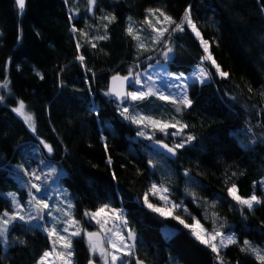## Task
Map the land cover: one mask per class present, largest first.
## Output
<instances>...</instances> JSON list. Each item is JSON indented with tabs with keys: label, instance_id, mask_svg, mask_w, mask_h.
Returning <instances> with one entry per match:
<instances>
[{
	"label": "trees",
	"instance_id": "trees-1",
	"mask_svg": "<svg viewBox=\"0 0 264 264\" xmlns=\"http://www.w3.org/2000/svg\"><path fill=\"white\" fill-rule=\"evenodd\" d=\"M189 6L227 78L208 66L211 79L195 89L191 108L177 112L176 105L149 96L143 101L128 100L129 114L188 125L175 138L174 128L167 129V135L159 130L151 133L153 141L171 147L188 135L195 137L176 150L174 159H166L174 174L176 198L182 197L183 173H187L195 180L194 196L217 200L216 212L239 241L220 251L223 261L258 264L241 251V245L248 240L264 246V204L249 211L235 204L227 189L235 184L242 197L255 193L264 198L260 184L264 181V0H96L92 14L88 0H26L23 12L15 0H0V83L9 82V94L0 95L4 97L0 102V215L12 212L6 193H16L25 206L28 193L21 186L26 180L19 166L41 171L30 153L22 154L41 147L43 141L53 147L52 153L42 149L44 157L65 170L59 182L71 192L74 217L81 228H92L84 220L85 212L105 204L123 209L128 227L137 234L133 257L125 261L217 264L215 253L189 229L144 205V195L158 178L150 161V142L137 134L140 127L121 115L120 106L105 95L113 75L129 76L127 68L141 74L162 62L164 44L146 40V47L140 48L139 41L127 34L129 23L142 27L148 36L146 9L160 8L179 21ZM106 15L115 20L108 23L102 19ZM149 19L155 23L153 17ZM105 24L108 39L95 40L105 34ZM73 26L87 36L73 32ZM171 46L169 66L174 73L189 74L204 56L187 27L171 34ZM80 54L85 56L83 65L77 59ZM21 100L27 112L34 114L35 133L13 112ZM184 202L208 227L190 201ZM7 244L4 250L0 243V264H37L51 248L43 230L21 221L10 227ZM72 251L73 264H87L91 259L82 235L72 239Z\"/></svg>",
	"mask_w": 264,
	"mask_h": 264
},
{
	"label": "snow or ice",
	"instance_id": "snow-or-ice-1",
	"mask_svg": "<svg viewBox=\"0 0 264 264\" xmlns=\"http://www.w3.org/2000/svg\"><path fill=\"white\" fill-rule=\"evenodd\" d=\"M25 2L26 0H15V3L17 4L21 12H23L25 8ZM88 4L90 5L89 10L91 11L92 9L95 8L96 0H88ZM157 13L159 14V16H157ZM150 17H155L158 24H160L161 27H157L153 25L151 23V20L149 19ZM160 17H163V20H160ZM69 19H72V17L70 16ZM102 19L107 21L108 23H111L113 20H115V17L111 15H106L102 17ZM128 19L131 22L132 18L129 17ZM144 22L149 24L151 33H154V35L151 36L152 42L156 44L163 43L164 46L166 47L167 50L162 53L165 60L169 59V54L172 53L174 50L173 47L171 46V34H175L176 32H183L185 30V27H187L191 29V31L199 39L203 51L206 54L202 56L201 64L197 65L196 71L192 73L191 77H184L183 74H179L175 76L176 80L191 79L193 83L199 82L200 84H204L207 81H209L211 79L212 73L206 67L203 66L204 61H209L211 65L215 68L216 73L220 77L227 78L228 73L220 68V66L216 63V60L211 55L209 41L203 38L201 32L197 28V25L192 18L191 6L185 9L183 16L180 18L179 21L175 20L172 16L166 14L160 8H148L146 9V19ZM163 25H167V26H163ZM104 28H105V34L96 36L94 38L95 40L108 39V36L106 34L107 24H105ZM170 28H171V34L166 36V33H169ZM71 30L73 32H80V34L83 36H87V33L82 32L81 30L77 29L75 26H73ZM127 34L131 36L133 39L139 41L140 48L146 47L140 32L134 29L131 23H129V26L127 27ZM88 42L90 46L93 48L97 46L95 43L92 42L91 39H89ZM79 47L80 45L78 43L77 48ZM77 59L83 65L85 56L80 54L77 56ZM130 74H131V70H130ZM37 75H39L40 78L43 79V76L40 73H37ZM148 79L151 80L152 77L148 76ZM118 82L120 84L119 89H117L116 87ZM129 82H131V85L133 87L141 83L138 76L131 77V80H130V76H120V75L113 76L112 77L113 86L107 93H105V95L115 96L117 100L121 101V103L123 102L124 98H130L132 101H143L149 96L158 95V98L160 100L168 101L173 105H177L176 107L177 112L181 111V106L184 108H191L193 105V101L188 97L186 92V88L188 87L187 84L184 85L185 90H182L179 99H177L172 95H165L162 92L158 93L156 91H153V88L151 86L147 88V91H126L124 90V85ZM8 84L9 82L5 80L3 83H0V88L7 89ZM172 86L175 87V85ZM141 87H143V85H141ZM249 91H251V89H249ZM3 100L4 97L0 96V102H2ZM25 109H26V105L21 100L18 101V106L13 108V111L16 112L17 115L24 120L27 127L33 133H35L36 122H35L34 114L27 112ZM121 115L125 116L126 119L131 120L132 123L137 124L138 126L143 125L144 121L147 120L154 130L159 129V131L164 132L165 135L168 134L166 130L169 128L177 129L176 132L171 133L172 135H183V130L188 127L187 124H182L179 120H176L175 123H166L162 121H156L151 119L150 117L141 116L139 114H137L136 116H132L131 114H129L128 107L122 108ZM137 134L140 136L146 135V133L143 131H140ZM148 138L151 139V137ZM194 139H195L194 136L188 135L186 137V140H182L181 142L175 144L173 147H169L167 144H162V147L167 149V152L171 153L172 155H175L177 149L183 148L185 146V142L190 143ZM41 143L43 144V147L47 149L48 153L53 152L52 145L43 141H41ZM105 149L107 150L106 143H105ZM108 162L109 164L111 163L110 158ZM20 167L23 168V165H21ZM24 172L26 175H29L30 177L34 178L37 181H40L42 179L41 175H39L35 170L29 172L27 169H25ZM232 175H236V173H233ZM28 183L30 184L31 189H35L36 193L41 192L40 184L31 183V180ZM260 184H261V190L264 191V181H261ZM149 191L154 196L159 194L158 199L164 201V204L163 206H158L150 202L148 199V195L145 194L143 197V203L148 209H150L154 213L159 214L162 217H171L172 219L176 220L179 224L183 225L184 228L189 229L191 235L197 241L209 247L211 251L216 254V258L219 261V264H223V258L220 256L221 249L227 248L229 245L239 243V241L236 239L234 234L225 235L218 228H213L211 231H209L200 223L198 219H196L195 217H191V213H189V216L192 218L194 223L192 224L186 223V221L181 216L174 215V210L183 208V211L187 212V208L183 207L182 202L176 203L174 201H171L168 198V196L165 195L168 192L167 187H163V186L158 187L156 183H153ZM227 191L234 201H236L242 206H245L249 211L253 210L256 205L264 204V198L256 195L255 193H253L250 197L247 198L240 196L238 194V189L235 184H232V186L229 187ZM29 195L31 196V199L29 200V204L34 203L35 210L38 213V215L33 216L31 213H29V218L26 220L25 216L21 214V212L23 211V207L16 200L15 194L14 193L9 194V196H11L13 200V207L16 209V211L13 213L4 211L3 214L0 215V238H3L5 243H7L9 226L12 223H14L16 220L30 223L32 219H43L42 214L46 210L49 212L51 211L47 199L38 198L36 195L32 194L31 191ZM68 207L71 208L73 207V205L69 203ZM106 210L110 211L112 217L115 220H119V222L122 225H124L125 228H127L126 235L122 231H115L113 228L105 227L109 223V221L108 219L102 220L100 219V217L102 216L103 213H105ZM56 211H60V209L57 208ZM84 215L89 217L90 220H95V222L98 225H100V229L102 231L112 232V236L114 237V238H110L108 241V243L111 246V251H109L103 245L101 232L85 231L90 253L93 256L99 254L101 260L103 261V264H130V262L125 261L124 258L133 257V250L136 247L137 234L133 229L128 227V221L126 219L123 209L111 208L110 205L105 204L101 206L97 211L91 213L85 212ZM53 219L55 220L56 217H53ZM65 223L69 227L75 226V230L70 233V236L81 235L82 229L79 226V222L76 221L74 217L71 216V214L68 215V219L65 221ZM69 227H64L62 231L69 232ZM44 230L47 232L49 238L56 237V240L60 242V246L63 250L56 251V242L54 241L52 250L44 251L40 259L37 261V264H50L49 258L52 257L54 254L60 261H62V264H73L72 256L74 255V252L72 251L71 239H69V237L67 236L59 234L55 227L45 228ZM169 235H171V233H169ZM241 251L252 254L257 259L258 264H264V249H261L258 246L253 245L250 241L248 240L243 241L241 245ZM89 264H95V262L90 259ZM136 264H144V262L139 258H136Z\"/></svg>",
	"mask_w": 264,
	"mask_h": 264
},
{
	"label": "rangeland",
	"instance_id": "rangeland-1",
	"mask_svg": "<svg viewBox=\"0 0 264 264\" xmlns=\"http://www.w3.org/2000/svg\"><path fill=\"white\" fill-rule=\"evenodd\" d=\"M89 13L92 14V10ZM153 19L155 22L153 25H155V26L158 25L159 27H161V25L158 24L156 18L153 17ZM160 20H163V17H160ZM163 26H167V25H163ZM134 29H136L137 31L140 32L141 37L143 38L145 45H147L146 40L152 41L151 36L154 35V33H151V31H150L149 35L147 36L146 34L141 32V30L143 31L142 27H140V26L138 28L134 27ZM193 35L195 36L194 33H193ZM196 39L199 41V39L197 37H196ZM166 50L167 49H165V51ZM210 52H211V49H210ZM172 54H173V52L169 54V59H167V60H165V58L162 54L161 55L162 62H159L157 64H153L152 66L149 67V69L147 71H145L141 74L135 73V75H134L133 69L127 68V70H126L127 74H130V70H131L130 75H132L133 77L138 76L140 81H141L140 84L135 85L133 87V89L130 91H147V88L149 86H151L153 88V91H156L158 93L162 92L165 95H172L175 98L179 99L182 90H185L184 85L187 84L188 87L186 88V92H187L188 97L190 99H192V94L195 92V89H197V87L201 86L202 84H200L199 82L193 83L191 79L176 80L175 76L179 75L180 73H174L171 71L169 63H170ZM204 55H206V54L204 53ZM199 64H201V61L197 65H199ZM197 65L192 68V70H191V72H189V74H183V76L184 77H191L192 73L194 71H196ZM203 66L206 68H208V66H209L215 70V68L211 65V63L209 61H204ZM215 72H216V70H215ZM148 76H151L152 79L149 80ZM141 85H143V87H141ZM172 85H175V87H173ZM2 94L8 95L9 94L8 88L7 89L0 88V95H2ZM155 96L158 97V95H155ZM129 102H135V101H132L129 98ZM128 103L120 106L121 112H122L123 107H128ZM181 108H184V107L181 106ZM14 114L16 116H18L16 112H14ZM141 116H143V115H141ZM18 117L24 122V120L20 116H18ZM139 127H140V130L144 131V129H145L147 131V132H145L146 135L142 136V138L144 140H148V142H153L154 139H153V136L151 133H153V131L159 130V129L154 130L153 127L148 123L147 120H145L144 124L140 125ZM159 132H161V131H159ZM161 133L165 134L164 132H161ZM172 136L174 138L177 137V135H172ZM148 137H151V139H149ZM42 149H45L43 147V144H41V147L35 146L33 148H30V150H27L22 154V156H24V157L28 153L31 154V156L34 158V160L39 164V169L41 172H38V174L41 175L42 179L40 181H37L34 178L30 177L29 175H26L25 172L22 175V178L26 180V184H24V182L21 181V186L23 189L27 190V193H28V199L25 202V206H23L20 203L18 195L16 193H14L16 200L23 207V211L21 212V214L25 216L26 220L29 218V213H31L33 216L38 215V213L35 210L34 203L29 204V200L31 199V196L29 195V193L31 191V193L36 195L38 198L47 199V201L50 205L51 211L49 212L46 210L42 214L43 219H32L31 222L28 224H31L34 226L39 225L37 227H39L41 230H43L47 236H48V234L44 229L55 227L59 234L69 237V239H71V241L73 238L80 237L81 235L87 241L85 231H87V232H98L99 231V232H101V236L103 237L104 247L107 248L109 251H111V246L108 243V241L110 238H114L112 236V232L102 231L100 229V225H98L95 222V220H90L89 217H87L85 215H84V220L92 228L91 229L90 228H81V226H82L81 223L78 220H76V218L74 217L73 207H71V208L68 207L69 203H71L73 205L71 192L59 182V178L61 176L65 175V170L61 165L49 162L44 157V152ZM150 161L153 164V166L155 167V171H156L157 177H158L157 181L154 183H156L158 187L163 186V187L168 188V192L165 195H167L171 201H174L176 203L182 202L183 207L187 208L184 201L189 200L191 205L199 211L200 217L208 225V227H206L201 223L206 229L211 231L213 228H218L225 235H231L232 234V232H230L228 230V227H229L228 224L216 212V207L218 206L217 200H213V201L202 200V199H199L196 196H194L193 189L195 186V180L191 176L183 173V178L185 179V185H184V189L182 190V197L179 198V200H178V198H176L177 194H176L175 189H174V174H173L172 170L170 169V167L166 164V159L163 158L162 156L156 154V153H153L150 155ZM26 163H28V161H26ZM22 169L25 170L27 168L23 165ZM45 177H46V179H45ZM30 180H31V183H37V184L41 185V192L40 193H36L35 189H31L30 184L28 183ZM9 194L10 193H6V194H4V196L11 201L12 212H9V213H13L16 211V209L13 207V200H12L11 196H9ZM158 195L159 194L154 196V195H152V193L150 191H148V198L153 200L151 202L158 205V206H163L164 201L159 200ZM229 197L231 198L230 195H229ZM233 202L235 204L241 206V207H245V206L240 205L239 203H237L234 200H233ZM57 208H59L60 211H56ZM89 213H91V212H89ZM189 213H191V217H195L197 219L196 214L192 210H190L189 208L187 209V212H184L183 208L174 210V215L181 216L186 221V223H187V221H190V222L192 221L191 222V224H192V223H194V221L189 216ZM69 214H71V216L74 217V219L79 222V226L82 229L81 235L70 236V233L75 230V226L69 227L65 223V221L68 219ZM53 217H56V219L54 220ZM162 218H171V217H162ZM100 219H102V220L108 219L109 223L105 226L106 228H113L115 231H122L125 235L127 234V228H125V226L122 225L119 222V220H115L112 217V214L110 211L106 210L105 213L102 214ZM18 221H20V220H16L15 222H18ZM21 222H24V221H21ZM14 223H12L9 226V229ZM64 227H69V232H63L62 229ZM165 230L163 232H166ZM48 238H49V236H48ZM49 239L51 242L50 250H52V246H53L54 241L56 242V251H62L63 250L60 246V242L56 240V237H52ZM0 243L3 247V249L7 250L8 244L4 242L3 238H0ZM252 244L255 246H258L261 249H264V246H261V245L255 244V243H252ZM87 245H88V243H87ZM88 248H89V245H88ZM223 249L224 248H222L221 250H223ZM50 250H48V251H50ZM90 255H91V260H96V256H93L91 253H90ZM250 255H252V254H250ZM49 262H50V264H62V261H60L55 256V254L49 258ZM96 262H97V264H103V261L101 259L96 260ZM134 263H135V261H134ZM172 264H176V263H172ZM217 264H219L218 260H217ZM223 264H228V263L223 261Z\"/></svg>",
	"mask_w": 264,
	"mask_h": 264
},
{
	"label": "water",
	"instance_id": "water-1",
	"mask_svg": "<svg viewBox=\"0 0 264 264\" xmlns=\"http://www.w3.org/2000/svg\"><path fill=\"white\" fill-rule=\"evenodd\" d=\"M25 3H26V2H25ZM113 76H115V75H113ZM113 76H112V77H113ZM120 76H122V75H120ZM129 76H130V75H129ZM112 77L109 79V82H108V91H109V90L112 88V86H113V85H112ZM131 77H132V76H130V80H131ZM116 87H117V89L120 88V84H119V82L117 83ZM132 88H133V86L131 85V82L126 83V84L124 85V90H126V91H130ZM109 97H110L111 101L114 103V105H116V106L125 105V104L128 102V100H129V98H124V99H123V102L121 103V101L117 100V98H116L115 96H109ZM162 144H166V143H163V142H159V143H158L157 141H153V142H150V143L148 144V147H149V149H150L153 153H156V154L162 156L163 158H165V159H167V160H172V159H174V158L176 157V155H177V151H176V154H175V155H172L171 153L167 152V149H165V148L162 147ZM167 145H168V144H167ZM168 146L171 147L170 145H168ZM101 238H102V241H103V237H102V236H101ZM86 239H87V238H86ZM95 256H96V260L101 259L100 256H99V254H96ZM96 260H93V261L95 262V264H97ZM87 264H89V262H88ZM135 264H136V263H135ZM144 264H146V263H144Z\"/></svg>",
	"mask_w": 264,
	"mask_h": 264
}]
</instances>
